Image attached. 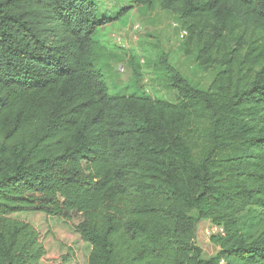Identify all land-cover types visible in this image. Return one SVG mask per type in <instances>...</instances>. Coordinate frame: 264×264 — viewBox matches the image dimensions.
Listing matches in <instances>:
<instances>
[{
  "label": "trees",
  "instance_id": "trees-1",
  "mask_svg": "<svg viewBox=\"0 0 264 264\" xmlns=\"http://www.w3.org/2000/svg\"><path fill=\"white\" fill-rule=\"evenodd\" d=\"M155 1L192 33L206 23L205 55L226 48L212 91L110 92L95 33L129 6L0 0V264L46 254L12 218L22 212L68 221L92 247L87 264H264V218L243 215L264 212V0L134 3ZM203 121L196 156L184 135ZM200 219L225 231L211 256L195 242Z\"/></svg>",
  "mask_w": 264,
  "mask_h": 264
},
{
  "label": "rangeland",
  "instance_id": "rangeland-1",
  "mask_svg": "<svg viewBox=\"0 0 264 264\" xmlns=\"http://www.w3.org/2000/svg\"><path fill=\"white\" fill-rule=\"evenodd\" d=\"M94 1L101 12L109 16L130 7L120 19L101 26L95 33V65L103 70L110 92L178 102L186 84L199 90H213L227 50L221 47L210 56L204 54L209 30L206 23L199 25L200 34L192 33L194 20L180 19L162 9L159 1L150 6H138L134 0ZM184 30L187 34H183ZM228 43L233 45L232 40ZM204 123L184 135L185 144L193 146L196 156H200L206 146ZM243 215L253 223L264 218V212L255 208L246 210ZM12 218L26 221L38 230L46 249L40 264H87L92 247L68 221L34 212L16 213ZM210 227L211 221H198L195 242L205 256L218 250Z\"/></svg>",
  "mask_w": 264,
  "mask_h": 264
},
{
  "label": "built area",
  "instance_id": "built-area-1",
  "mask_svg": "<svg viewBox=\"0 0 264 264\" xmlns=\"http://www.w3.org/2000/svg\"><path fill=\"white\" fill-rule=\"evenodd\" d=\"M183 34H187V31L184 30ZM209 232L211 235H224L225 231L224 228L220 225L214 224L211 222V227L209 228ZM221 264H225L224 260H221Z\"/></svg>",
  "mask_w": 264,
  "mask_h": 264
}]
</instances>
